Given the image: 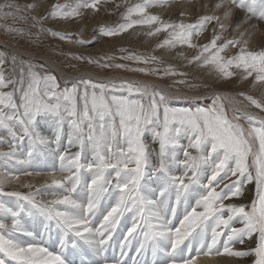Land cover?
<instances>
[{
  "label": "snow or ice",
  "instance_id": "obj_1",
  "mask_svg": "<svg viewBox=\"0 0 264 264\" xmlns=\"http://www.w3.org/2000/svg\"><path fill=\"white\" fill-rule=\"evenodd\" d=\"M102 2L107 0L55 4L49 15L76 18L83 15L82 9L99 11ZM124 3L122 22L100 27V35L117 36L146 27L147 36L165 34L158 48L195 49L189 64L210 69L225 80L239 73L242 80L251 79L253 87L264 86V48H249V39L264 24V0H217L212 13L192 23L165 20L149 11L170 5L171 0ZM36 7V3L21 6L6 0L0 3V18L30 20L32 28L40 26V33L64 40L60 32L43 27L45 17L29 15ZM238 13L243 15L236 19ZM210 26L209 41L195 42ZM0 27L20 36L32 34L23 28ZM230 28L238 37L225 38ZM232 48L238 51L228 55ZM124 58L145 65L159 60L154 55ZM5 62L0 53V66ZM12 62L15 65V58ZM100 66L126 68L124 64ZM127 70L159 73V69ZM187 75L169 65L161 78ZM10 85L11 91H3ZM238 95L264 112V101L244 92ZM179 98L156 85L138 82L97 84L81 79L61 90L54 75L42 74L33 65L22 64L16 79L6 78L0 67V144L8 146L7 151H0V161L30 165L40 155L55 153L52 145H60L65 124L69 129V147L58 154L60 177L49 173L50 182L39 187L25 183L27 192L4 190L6 182L19 181L18 175L0 178V196L15 197L17 202L15 207L0 203V264H72L69 255L85 249L101 256L125 213L134 216L120 244L121 257L127 256L135 241L138 255L151 249L152 264H158V254L167 258L165 264H198L201 256L237 262L252 257V264H264V118L239 107L243 101L234 97L214 94L208 107L175 106L173 101ZM224 101L232 106L231 115ZM48 121L56 129L51 137L40 130ZM149 135L156 147L148 143ZM25 141L26 151L22 148ZM72 147L78 150L71 152ZM89 150L91 158L82 157ZM23 175L41 173L25 171ZM249 186H254L255 195L248 202H235L245 197ZM80 192L86 194L85 203L77 198ZM112 198L114 206L98 227L92 226L91 217ZM181 206L184 214L176 226L168 217H176ZM26 220H41L39 239L25 226ZM238 244L247 247L237 248Z\"/></svg>",
  "mask_w": 264,
  "mask_h": 264
},
{
  "label": "rangeland",
  "instance_id": "obj_2",
  "mask_svg": "<svg viewBox=\"0 0 264 264\" xmlns=\"http://www.w3.org/2000/svg\"><path fill=\"white\" fill-rule=\"evenodd\" d=\"M5 2L6 0H0V3ZM13 2L21 6L27 5L29 3H36L38 7H36L34 10H31L29 15H35L38 18L45 17L43 20V27L60 32L65 36V39L61 40L59 37H53L47 32L40 33L39 25H37L36 28H32L30 20L25 22L20 20L18 16L0 18V25L23 28L26 33L29 31L32 33L31 35L20 36L15 33H9L5 31L3 27H0V35L3 38L5 44L7 46H12L15 48L18 47L23 50L30 51L36 57L32 58L25 54H16L11 50L0 46V53H2L6 58L5 64L0 67L3 68L6 78H18L20 66L22 64L25 66L30 64L34 66L35 70L41 72L42 74L47 73L54 75L57 78V83L59 84L61 90L65 88L70 89L74 84H77L79 80H81V78L76 79L72 81V83H67V85H64L65 83L60 81L57 71L52 68L53 66H51L49 62L46 61L48 59V61L53 62L58 69L70 75H76L87 71L96 76L107 77L111 76V74L113 75L118 73L121 75L131 76L132 78L136 77L143 79L147 84L156 85L159 88L160 86H163L167 89V91H169V93H175L180 97L178 100L173 101L175 106L178 107L212 106L214 96L211 97V95L213 93L221 95L219 93V91H221L226 93L227 97L229 98L234 97L236 100L243 101V103L239 105V107L242 109L250 110L256 114L264 116V112H261L259 109L248 105V102L243 100V97L238 95V93L244 92L264 101V86L256 85L253 87L251 79L242 80L239 73H237V75L233 76L232 78L225 80L219 78L218 75L210 69L199 68L194 64H189L188 60L196 54V50L190 49L187 46L178 45L175 49L158 48L157 45L165 38L164 33L150 37L146 35V32L148 31L146 27L137 26L117 36L106 37L100 35V27H112L117 23L122 22L121 14L125 11L126 7L124 0H107L106 3H101L99 6V11L82 9V16L68 19L51 18L49 13L52 9V6L55 4H70L75 6L78 0H13ZM136 2L137 0H128V3ZM206 2L208 4H206ZM216 2L217 0H210V2L209 0H171L170 5L172 7L170 5H165L164 7L149 9V11L160 14L165 20H183L186 23H192L195 22V20L200 15L212 13V11H214L213 5ZM187 3L188 9L186 8ZM117 5H119V7H117ZM180 5H182V7ZM184 5L185 7H183ZM208 9H210L209 12H207ZM202 11L205 12L203 13ZM182 12L185 13V15L181 16L180 14ZM221 12L222 10L217 11L216 14H221ZM240 16H242V13L241 15L239 13L236 19H239ZM261 28H264V24L260 25L259 30H261ZM230 30L231 28L228 30V33H224L226 39L238 37L237 33H234ZM211 35L212 31L210 26L208 31H206L195 42L200 44L207 43L211 38ZM245 39L249 38L245 36ZM81 40L85 41V43H78V41ZM249 48L252 50L264 48V40L253 45L249 42ZM237 51L238 49L232 48L227 54L233 55ZM129 55H139L145 57L154 55L158 57L159 60L157 62L145 65L124 58ZM75 56L82 57V59H74ZM109 57L112 59H109ZM13 58H15L16 61L15 65L12 62ZM42 59H46V62L42 61ZM90 59L96 61L97 63H89L88 60ZM104 64H124L126 65V68L100 66ZM169 65L173 66L179 72H186L188 75L186 77L166 76L161 78L165 68H167ZM135 68H148L150 70L159 69V73L157 75H145L144 73L138 71L127 70ZM233 71L236 70L233 69ZM145 78H147V80H145ZM82 79H90L93 83L97 84H119L122 82H130L123 79H108L106 82H99L97 79L89 76L88 73L83 74ZM179 79H185L187 83L183 85L173 83V81ZM132 82L140 83L137 80ZM189 85H192L193 87H189ZM11 90V85L7 89H3V91ZM180 92L186 94L188 99L185 100L183 98L185 96L180 95ZM17 96H19V93H17ZM206 97H210V99H206ZM192 98H197V100H193ZM224 103L226 107L229 108V115H231V106L226 101H224ZM245 105L248 106L245 108ZM241 123L245 122L241 121ZM40 130L42 134L50 137L55 131V125L51 121L44 122L41 124ZM68 130V126L65 124L64 133H67ZM148 143H152L150 135L148 136ZM26 145L27 141H25L22 145L24 151L27 150L25 147ZM4 146H6L8 150L7 144H4ZM3 197L5 196H1V198Z\"/></svg>",
  "mask_w": 264,
  "mask_h": 264
},
{
  "label": "bare ground",
  "instance_id": "obj_3",
  "mask_svg": "<svg viewBox=\"0 0 264 264\" xmlns=\"http://www.w3.org/2000/svg\"><path fill=\"white\" fill-rule=\"evenodd\" d=\"M36 1H38V0H36ZM209 2H210V0H209ZM206 4H208V3L206 2ZM177 5H179V4H177ZM186 5H187L186 6V8H187L188 7V3ZM180 6L182 7V5H180ZM183 7H185V5ZM202 7H204V6H202ZM176 10H178V9H176ZM199 10H201V9H199ZM209 11H210V9H208L207 12H209ZM189 13H190V11H189ZM240 15H241V13H240ZM230 31H232V29ZM263 38H264V28H261V30L255 31L254 35H252L251 38L249 39V42H250V44L253 45V44H256L258 42H262L264 40ZM0 46L5 47V48L11 50L12 52H14L16 54H20V55L21 54H25V55H28L29 57L36 58L34 56V54H32L30 51L23 50V49L18 48V47L15 48V47H12V46H7L5 44L3 38L1 37V35H0ZM45 60L42 59V61H45ZM46 61L49 62L51 66H53L52 68L54 70L57 71L58 76L60 78V81H62V83L64 82L65 83L64 85H67V83L70 84V83H72V81H74L76 79H80V78L82 79L83 78V74H86V73H88L89 76H92V78L97 79L99 82H106L108 79H113V80L114 79H123V80H128L130 82H132L134 80H137L141 84L146 83V81H144L143 79L136 78V77L132 78L131 76L121 75V74H118V73H115L113 75L111 74V76H107V77L96 76V75L91 74L90 72H87V71L86 72H83V73L76 74V75H70V74H68V73H66V72L58 69L57 66L53 62L48 61V59ZM145 80H147V78H145ZM160 88L164 89L166 92H169L163 86H160ZM219 93L222 96H227V94L224 93V92L219 91ZM179 94L182 95V96H187L186 94L181 93V92ZM214 94H217V93H213L211 95V97H213ZM192 99L193 100H197V98L196 99L195 98H192ZM206 99H210V97H206ZM245 111L250 112V113H253V114H255V115L259 116V117L264 118L263 115L256 114V113H254V112H252L250 110H245ZM54 132H53V134H54ZM53 134L51 136H53ZM150 145L152 147H156L155 144H152L151 143ZM27 146L28 145L25 146L26 149H27ZM68 147H69V145L67 143V133H64L60 145L59 146L52 145V148L55 149V153H45L43 155H40L37 158H35L30 165H21V164L15 163L14 161H11V162H8V163H5L4 161H0V178H3L6 174L9 175V176H16V175H18L20 177L19 181L10 180V182H6L5 183V186H4V190L7 191V192H11V191L27 192V191H29V189L23 187V185L25 183H32V184L36 185L37 187H39L40 185L44 184L45 181L50 182L51 177L49 176V173L55 172V175L57 177H60L62 174L60 172V161L58 159V154L59 153H63V151L66 148H68ZM77 150L78 149L76 147H72L71 148V152H76ZM0 151H7V147L4 146V144H1L0 145ZM83 156H86L88 159H90L91 158V152L90 151L88 153L86 152V153L82 154V157ZM21 158H23V156H21ZM25 171L33 172V173L40 172L41 175L38 176V177L35 176V175H33V176H25V175H23V173ZM249 188H250V190H249L248 193H246L245 197L240 198L238 200H235V202H237V203H240V202H248V200L252 196L255 195L254 186H249ZM37 198L39 199L40 197L38 196ZM77 198L80 200L81 203H85L86 202V194L84 192H80ZM44 199H50V197L49 196H44ZM115 202H116L115 199L112 198V199H109L108 201H106L105 203H103L101 205L100 209L96 212V214L93 217H91L92 226H94V227H98L99 226V224L103 220V216L106 215L107 214V211L110 210V206H114ZM0 203H4L8 207H15L17 202H16V198L15 197L5 196V197L1 198V196H0ZM183 214H184V209H183V206H181V207H179L177 209V215H176V217H172L169 214V217L168 218L172 220V222H173L174 225L178 226L179 220L183 218ZM133 216H134L133 213H125L124 216L121 218L120 225L117 228L116 233L114 234L112 240L109 242L110 243V247L108 248V250H111L112 245H114V250H119V252L121 253V250H120V244L121 243L120 242H122L123 237L126 234L127 228H129V227L132 226ZM8 222H10V221H8ZM25 226L29 230H31L34 233H36L37 239L40 238V233L43 231V227H42L41 220H36V221L26 220L25 221ZM24 239H27V238H24ZM138 246L139 245L138 244H135V242L133 241V245L128 250V252L131 251L132 253H136L137 254L136 249L138 248ZM236 247L243 249V248H246L247 245H239L238 244V245H236ZM58 248H59L58 244L54 245V249L55 250H58ZM50 250H53V249L50 248ZM106 253H109V251H106L105 253H103L99 257V256H96L94 253H92L90 250H87V253L84 256V258H85V261L84 262H86L88 264H92L93 262H95L96 264H106L107 262H105L103 260V256ZM132 253H129V255H131ZM144 253H147V257L152 258V253H151V249L150 248L149 249H146V251ZM144 253L139 254V255L137 254V255L138 256H143ZM68 258L72 261V264H74L76 261H78V259L76 257H74L72 254H70ZM81 261H83V260H81ZM252 261H253V258L252 257H247V258H244L242 261L237 262L233 258H228V257H203V256H201L199 258L198 264H252ZM162 264H165V263H162Z\"/></svg>",
  "mask_w": 264,
  "mask_h": 264
}]
</instances>
